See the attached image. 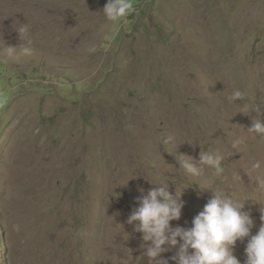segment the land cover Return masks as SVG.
Segmentation results:
<instances>
[{
    "label": "rangeland",
    "instance_id": "1",
    "mask_svg": "<svg viewBox=\"0 0 264 264\" xmlns=\"http://www.w3.org/2000/svg\"><path fill=\"white\" fill-rule=\"evenodd\" d=\"M131 2L108 21L107 0H0V264H147L127 218L149 181L187 187L173 227H191L211 197L197 184L255 202L264 138L247 129L264 107V0ZM237 138L226 181L207 168L186 178L172 155L198 160ZM260 207L245 202L252 235Z\"/></svg>",
    "mask_w": 264,
    "mask_h": 264
},
{
    "label": "clouds",
    "instance_id": "2",
    "mask_svg": "<svg viewBox=\"0 0 264 264\" xmlns=\"http://www.w3.org/2000/svg\"><path fill=\"white\" fill-rule=\"evenodd\" d=\"M133 9L131 0H107L102 9L108 21H116L126 17ZM22 43L19 45L22 54L30 55L32 41L25 35L27 27L17 29ZM18 47V46H17ZM17 47L6 46L9 57L15 55ZM241 92L235 90L227 97L229 102L241 99ZM259 105H252L249 112H256L248 132L264 138V112ZM240 139L232 140L229 151L216 148L202 151L199 159L186 154H179L178 147L175 156L179 168L186 178L200 177L204 169H211L219 180L226 181V169L223 161L238 152ZM262 167L260 160L250 162L248 171L258 170ZM233 183L241 180L239 173L231 176ZM149 181V180H148ZM153 187L147 190L138 189L140 195L135 198L134 207L127 218V224L134 226V231L142 233L145 242L142 247L145 251L142 257L147 258V264H169V260L175 264H242L234 254L237 242L243 243L247 239L244 248L245 259L243 264H264V205L259 201L264 198V176L255 177V202L251 197L243 196L238 188H233L227 193L219 184L215 186L199 185L201 190H210L212 195L200 211L191 221V227H173L172 221H178L181 217L184 203L181 200L184 187L177 195V185L174 194L169 190V183H153ZM190 187V186H189ZM251 200L261 207L260 226L256 234L252 235L254 220L251 212L245 211V202ZM176 249L171 257L162 254Z\"/></svg>",
    "mask_w": 264,
    "mask_h": 264
}]
</instances>
